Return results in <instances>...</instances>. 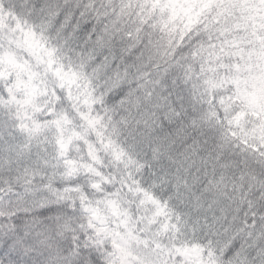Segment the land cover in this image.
Segmentation results:
<instances>
[{
	"label": "snow or ice",
	"instance_id": "snow-or-ice-1",
	"mask_svg": "<svg viewBox=\"0 0 264 264\" xmlns=\"http://www.w3.org/2000/svg\"><path fill=\"white\" fill-rule=\"evenodd\" d=\"M0 264H264V0H0Z\"/></svg>",
	"mask_w": 264,
	"mask_h": 264
}]
</instances>
